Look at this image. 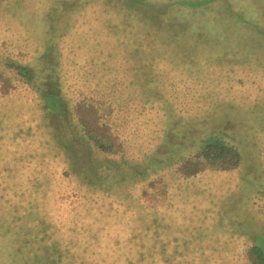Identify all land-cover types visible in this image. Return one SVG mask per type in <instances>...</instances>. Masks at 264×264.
Segmentation results:
<instances>
[{"label":"trees","instance_id":"16d2710c","mask_svg":"<svg viewBox=\"0 0 264 264\" xmlns=\"http://www.w3.org/2000/svg\"><path fill=\"white\" fill-rule=\"evenodd\" d=\"M2 1L4 9L15 11L13 7L17 5L12 4L14 0ZM47 1L19 0L24 13L29 15L23 21H15L17 24L12 18L13 13L10 14L6 10H3L4 14L0 12V29L3 32L7 29V20L13 21L8 27L7 34L0 37L4 49L0 46V69L12 70L10 75L29 87L28 92L30 90L31 96L28 102L33 99L34 104L38 103L41 114L48 120L50 118L56 121V117L66 118L64 119L67 120L66 125L69 123V126H65L67 134L72 128L77 139L86 140L89 146H95L104 153L112 150V141L108 132L96 135L72 118L73 110L71 111L65 103L60 89L61 76L64 79L65 73L75 75L77 77L75 79L81 77V81L86 83L88 88L92 85L96 92L108 97L107 107L110 108L111 105L113 108L122 107L123 112L128 115L127 119L121 122L124 123V127L136 125L135 129L141 126L142 129L150 131L153 125L157 124V118L152 115L153 108H161L155 97L150 96L154 88L162 90L169 88L174 91L173 99H177L178 107L191 106L195 103V107L199 109L213 108L215 105L213 100L220 96L218 92L194 95V90L216 89V87H220L221 91L230 89L232 84L219 85L222 82L219 78L213 85L207 79L212 74L219 77L223 70L237 72V68H240L236 58L225 62L226 60L221 57L225 62L223 63L219 55L215 57L209 55L213 50L212 46L219 51L220 44L223 49L225 44H231L225 38H238L235 33L229 31L233 22L225 19L226 17L234 19V17L229 14L220 15L215 21L202 16L198 11L200 7L209 8L208 6L217 0H145L147 4L145 9L134 6L139 2L138 0H120V4L128 7L124 12L112 5L105 6L107 4L97 9L95 0H90L86 4H82L80 0H53L45 9ZM224 2L228 7L238 10L237 12L249 9L250 12L244 11L242 15H246L247 20L252 23L260 24L258 20H253L252 13H256L257 9L251 4V0H224ZM37 3L39 6H35ZM160 4L163 6L161 7ZM175 4L176 8L173 6ZM170 9L182 10L184 15L177 16ZM186 9H192L190 11L193 14L189 15ZM43 10L46 13L43 14ZM52 11L61 12L67 19L56 23L54 28L47 31L45 25H41L42 22H37L40 21L41 16L43 20L47 15L51 17ZM157 11H159L158 17L155 16ZM115 18L118 20L116 25L113 21ZM168 19H173L174 24L179 27L174 34L178 43L176 47L180 51L186 48L187 53L184 56L170 58L165 56L162 59L158 58L157 53L165 42V31H155L161 24L166 25ZM37 26L38 30H36ZM146 26H151L153 31ZM217 34L221 35L225 44L219 40ZM231 45L240 49V46ZM247 49L252 52L247 53L246 48L240 50V57L245 58L240 60L241 64L245 60L252 62L251 55L254 51L251 42ZM19 52L21 54L14 55ZM8 53L14 54L10 56ZM171 54H173L172 50L169 51V55ZM32 59L35 60L33 63ZM61 59L68 60L69 65L73 60H81L85 70L78 67V64L72 65L69 70H63ZM224 66L227 68L224 69ZM253 70L256 73V69ZM199 74H202L203 78H200ZM258 76L260 77V74ZM185 77L187 79H184ZM18 85L21 86V83ZM7 95L0 96V254L3 252L5 257L3 260L0 259V264L8 258L9 264H95V262L174 264L177 257L184 255L181 251L193 242L194 238H198V241L203 240L204 234L205 239H212L213 242L220 239L223 230H220L218 225L213 228V223L210 222L205 224L207 227L205 230V225L199 224V220L186 222L181 221L179 213L172 216L169 213L163 214L162 208L157 207L158 201L145 209L141 207L142 202L137 200L140 205L132 206L130 215L133 217L132 223L125 225L113 224L111 227L110 224L105 223L91 230L90 221L93 223L96 217L84 221L79 214L72 217L75 219L73 225L67 224L68 216L55 212L52 206V204L55 206L57 200L66 199V193L63 194L64 190L57 184L59 177H54V172H47L49 159L53 154H50L47 146L51 148L53 145L48 143L42 128L38 129L36 124L39 122L35 120L38 116L34 114L32 107L25 106L27 100ZM131 113L133 119L130 117ZM134 120L136 121L133 124ZM229 134L225 132V137L208 135L193 154L196 157L192 160L194 164L201 160L207 165H219L223 169L237 168L241 165L242 158H245L244 155L248 154L252 158L256 157V154L264 153L263 148L259 152H253V145H248V142H253L248 137L238 145V142H235L237 140ZM242 149L248 152H242ZM185 158L186 155L182 160ZM14 163L18 165L14 166ZM30 163L31 167H29ZM188 163V160L181 163V168L188 170L185 172L199 170L198 165L189 170ZM254 163L258 165H253L252 170L264 181V165H261L262 162ZM34 168L43 172L33 171ZM257 168L261 169L260 172ZM27 170L33 172L30 171L32 173L27 175L24 173ZM65 175L67 176L68 172ZM242 183L241 189L246 195L252 191L250 198L254 202L256 216L261 214L264 219V209L261 210L260 201H257L261 199L264 202V189L259 192L254 184L251 187L246 184L249 182ZM69 189L74 194L83 190L81 184L70 186ZM69 189L68 192H71ZM73 193H68L73 198L71 202L79 198ZM222 195L219 196L220 199H223ZM214 196L210 197L212 206L219 200V197L216 200ZM107 198L110 197L105 194L100 199L104 201ZM185 198L188 200L186 202L191 201L187 196ZM201 200L202 198H199L195 201L199 203ZM235 205L238 208L236 200ZM101 206L105 207L104 212L101 213H104L106 218L107 214L108 218H114L127 212L126 204L120 203L117 199H109ZM178 211L184 219L190 216V213L186 214L183 208ZM242 214L247 215L246 212ZM242 214L235 209L231 215L239 217ZM162 215L173 221H158ZM248 217L243 216L249 221ZM79 220L82 222L81 227L76 226ZM244 226L251 225L245 222ZM229 229L226 233L235 243L238 234ZM100 231L102 235L98 236ZM246 233L250 234L249 242L246 244V260L249 264H264V235L256 227H251Z\"/></svg>","mask_w":264,"mask_h":264},{"label":"rangeland","instance_id":"374dc122","mask_svg":"<svg viewBox=\"0 0 264 264\" xmlns=\"http://www.w3.org/2000/svg\"><path fill=\"white\" fill-rule=\"evenodd\" d=\"M88 1L90 0H80L82 4H86ZM138 1L134 6H141L145 9L147 5L145 0ZM52 2L53 0H48L45 9ZM95 3L97 9L107 4L105 6L112 5V7L122 12H124V9L128 10V7L120 4V0H95ZM12 4L17 5L13 8L21 16L12 9H4L2 0H0V12L2 13L3 10H6L10 14L13 13L14 23H16L15 21L20 22L27 19L29 13H24L19 0H14ZM251 4L257 9L256 13H252L253 20H258L260 24L252 23L247 20L246 15H242L244 11L250 12L249 9L237 12L238 10L235 8L228 7L224 0H217L211 6H208L209 8H198L202 16L212 18L215 21L217 18L219 19L220 15L226 16L229 14L234 17V19L229 17L225 19L233 22L229 31L235 33L238 38L225 39L231 44L240 46V49H236L231 44L223 43L224 39L217 34L219 40L225 44L224 49L221 44L219 51H216V48L212 46L213 50L209 55L214 57L219 55L220 58L223 57L226 60L225 62L236 58L240 68H237V72L235 70L228 72L223 70L219 77L212 74L207 79L213 85L219 78L222 80L219 85L232 84L230 89L221 91L219 90L220 87H216V89L194 90V95L218 92L220 96L213 100L215 102L213 108L199 109L195 107V103L191 106L178 107L177 99H173L174 91L169 88L162 90L156 87L150 96L151 98L155 97V101L161 107L159 109L153 108L154 111H152V115L157 118V124H154L150 131H148L149 129H142L141 126L135 129L134 126L136 125L133 126L132 123L130 124L132 125L131 127L129 125L124 127V123L121 122L125 121L123 119H127L128 115L123 112L122 107L113 108L112 105L110 108L107 107L108 103L106 101L109 98L96 92L92 85L88 88L86 83L81 81V77L80 79H75V75L66 73V79L61 76L60 89L66 102L63 101L71 111L73 110L72 118H75L78 123L85 125L89 128V132L96 135L108 132L112 141V150L108 153H104L95 146H89L86 140L77 139L72 128L71 132L67 134L65 126H69V123L66 125L67 120H64L66 118L59 119V117H56V121L50 120V118L48 120L45 115L41 114L38 103L34 104L33 99L28 102L31 96L30 90L28 92L29 87H26L20 80L10 75L12 70L0 69V96L4 97L8 94L7 96L10 97L25 98L24 100H27L25 106L32 107L35 111L34 114L38 116L35 118L39 122L36 124L38 129L42 128L48 143L53 145L51 148L47 146L50 154L53 153L49 159L47 172H54L53 176L59 177L57 184L59 188L64 190L62 193H66V199L57 200L55 206L51 200V204L55 212H59L61 215L66 214L65 217L68 216L66 219L67 224L73 225L75 219H72V217L74 218L79 214L84 221L92 220V218L96 217L93 223L90 221L91 230L97 229L98 226H103L105 223L110 224L111 227L113 224L117 226L125 225V223H132L133 217L130 216L132 206H135V204L140 205L137 200L142 202L143 206L141 207L145 209L158 201L157 207L162 208L163 214L169 213L172 216L179 213L181 221L193 222L199 220V224L203 225L212 222L213 228L218 225L220 230H223L220 239H216V242L211 241L212 239H205L204 234L203 240L198 241V238H194L193 242H190L185 247L186 249L184 248L181 251L184 252V255L179 257L184 259L179 260V257H177V261L174 264H177V262L178 264H249L246 260L245 252L250 234L246 233V230L256 227L264 235V227L260 228V226H264V219H262L261 214L256 216L253 208L254 202L250 198L252 197V191L246 195L242 191L241 186L242 182L246 181L249 182L246 184L251 185V187L254 184L259 192L263 191L264 181L257 177L252 169L258 165L254 162H262L261 165H264V153L262 155L256 154V157L252 158L248 154L244 155L245 158H242L241 165L237 168L223 169L219 165H207L201 160L194 164L192 160L196 158L193 154L198 150L197 147L203 143L208 135L225 137V132L232 134H229V136L237 140L235 142H238V145L248 137L253 142H248V145H253V152H259L262 148L264 151V143H262L264 140V0H251ZM35 6H39L38 3ZM160 6L162 7L163 4H160ZM173 6L177 7L176 4ZM190 10L192 9L187 10L189 15L193 14ZM193 10L195 11V9ZM170 11L175 12L177 16L184 15L182 10L170 9ZM42 13L44 14L46 11L43 10ZM158 13L159 11L155 13V16L158 17ZM169 16L168 14L167 17ZM116 18L113 20L115 25L118 21ZM65 19L67 18L61 12L52 11L51 17L47 15V18L43 20L41 16L40 21L38 20L37 23L42 22L41 25H45L44 27L47 31H50L56 23L63 22ZM7 21V29L5 32L0 29V37L7 34L8 27L13 22ZM146 27L153 31L151 26ZM39 29L41 28L39 27ZM178 29L179 27L174 24L173 19H168L166 25L162 26L161 24L156 29L155 32L164 30L165 38L167 39L162 43L161 50L157 53L158 58L184 56L187 53L186 48L180 51L176 47L178 43L174 34ZM36 30H38V26ZM209 34L212 35L211 33ZM250 42L254 51L251 55L252 62L245 60L241 64L240 60L245 58L240 57V50L246 48L245 51L251 53L252 51L247 49ZM0 46L3 49L2 41H0ZM4 47L7 49L6 46ZM171 50L173 54L169 55ZM236 51L237 53H234ZM14 53L8 54L13 56ZM18 54L21 53L14 55ZM34 61L32 59V63ZM61 61L63 70H69L74 64H78V67L80 66L83 71L85 70L81 60H79L80 62L73 60L71 65H69L68 60L61 59ZM220 61L223 62L222 58ZM78 67L76 66V68ZM235 67L238 66L235 65ZM252 67L256 69V73H254L255 71ZM226 68L224 66V69ZM259 74L260 77L258 76ZM199 77L203 78L202 74H199ZM184 79L187 78L185 77ZM18 83H21V86ZM234 98L238 99L235 100ZM36 106H38L37 109ZM130 117L133 119L132 113ZM135 121H133V124ZM242 152L248 151L242 149ZM185 155L186 158L182 160ZM185 160L189 161V170H192L197 165L199 170L185 172L188 170L181 168V163ZM15 165L18 164L14 163ZM31 166L32 164L30 163L29 167ZM260 170L257 168V171L260 172ZM30 171L32 170H27L24 173L28 175L33 171L43 172V170L36 168L32 172ZM66 172H68L67 176L65 175ZM79 184H81L83 190L76 191L75 194L79 198L77 201L73 200L71 202L73 198L68 193L73 192L69 188L70 186H79ZM186 185L187 187H185ZM68 189L71 192H68ZM180 190L184 192H179ZM87 191H93L94 193H88ZM75 194L73 193L74 196ZM105 194L110 198L103 201L100 198H103ZM221 194H223L221 197L225 200L220 199L219 196ZM211 195H215L216 200L219 197L217 204L215 203L214 206L211 203ZM185 196L190 198L191 201L186 202L188 200ZM199 198H202V200L197 203L195 200ZM109 199H117L120 203L126 204L127 212L120 216L114 215V218H108L107 214L106 218L105 214L101 213L105 210V207L101 206V204H106ZM235 200L237 206L239 205L238 208L235 205ZM257 201H260L259 205L261 210H263V200L257 199ZM181 208L184 209L186 214L190 213V216H186L184 219L178 211H181ZM235 209L240 211L241 214L246 212L247 215L242 214L239 217H233L231 214ZM243 216H249V221L244 219ZM158 221L172 222L173 219L162 215ZM245 222L251 226H244ZM81 225L82 222L79 220L76 226L81 227ZM206 228L205 225V230ZM228 228H230L229 231L238 234L235 238V243L226 233ZM101 235L100 231L98 236ZM97 242L96 240V244ZM243 242H245L244 245ZM3 258L5 257L2 252L0 259L3 260ZM1 262L2 264H9L10 260L8 258L7 261ZM95 264L99 263L95 262Z\"/></svg>","mask_w":264,"mask_h":264}]
</instances>
